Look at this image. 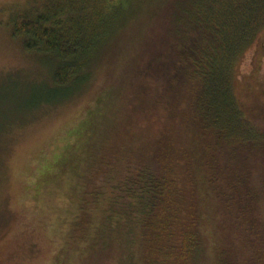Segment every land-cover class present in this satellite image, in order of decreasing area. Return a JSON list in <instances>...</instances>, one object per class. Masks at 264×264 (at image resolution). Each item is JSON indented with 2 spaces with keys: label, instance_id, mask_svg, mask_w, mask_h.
Instances as JSON below:
<instances>
[{
  "label": "trees",
  "instance_id": "1",
  "mask_svg": "<svg viewBox=\"0 0 264 264\" xmlns=\"http://www.w3.org/2000/svg\"><path fill=\"white\" fill-rule=\"evenodd\" d=\"M129 1L28 0L13 33L67 87ZM152 19L121 84L51 164L45 188L73 201L64 252L91 264L131 233L133 264H201L205 209L214 264H264V0H166Z\"/></svg>",
  "mask_w": 264,
  "mask_h": 264
},
{
  "label": "rangeland",
  "instance_id": "2",
  "mask_svg": "<svg viewBox=\"0 0 264 264\" xmlns=\"http://www.w3.org/2000/svg\"><path fill=\"white\" fill-rule=\"evenodd\" d=\"M27 1L0 0V264H69L71 258L80 264L76 252H64L74 214L68 186L45 188L46 179L54 159L73 142L71 133L99 107L107 90L121 84L123 64L152 28V15L166 0H128L129 20L112 38L113 23L106 38L94 41L96 53L80 81L62 88L52 83L56 60L27 50V39L14 36L13 14ZM116 1L125 0L110 4ZM73 21L82 23L83 15ZM253 113L261 114L255 117L258 121L264 116L263 111ZM201 232L206 250L201 264H214L213 229L205 209ZM132 239L131 233L121 235L104 258L88 260L133 264Z\"/></svg>",
  "mask_w": 264,
  "mask_h": 264
}]
</instances>
